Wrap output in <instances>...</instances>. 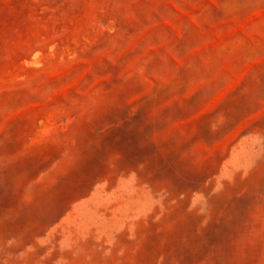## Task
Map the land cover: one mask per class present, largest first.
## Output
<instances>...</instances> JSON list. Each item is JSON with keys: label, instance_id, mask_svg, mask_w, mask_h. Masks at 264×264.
<instances>
[{"label": "rangeland", "instance_id": "374dc122", "mask_svg": "<svg viewBox=\"0 0 264 264\" xmlns=\"http://www.w3.org/2000/svg\"><path fill=\"white\" fill-rule=\"evenodd\" d=\"M0 264H264V0H0Z\"/></svg>", "mask_w": 264, "mask_h": 264}]
</instances>
